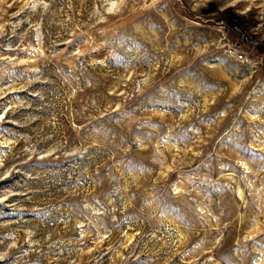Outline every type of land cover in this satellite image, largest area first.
Listing matches in <instances>:
<instances>
[{
  "label": "rangeland",
  "instance_id": "obj_1",
  "mask_svg": "<svg viewBox=\"0 0 264 264\" xmlns=\"http://www.w3.org/2000/svg\"><path fill=\"white\" fill-rule=\"evenodd\" d=\"M221 21L264 43V0H0V264H264V68Z\"/></svg>",
  "mask_w": 264,
  "mask_h": 264
},
{
  "label": "built area",
  "instance_id": "obj_2",
  "mask_svg": "<svg viewBox=\"0 0 264 264\" xmlns=\"http://www.w3.org/2000/svg\"><path fill=\"white\" fill-rule=\"evenodd\" d=\"M216 28L217 45L225 57L234 63L248 68H264V43L248 39L250 35L242 31V24L221 21ZM240 28V29H238ZM245 30V29H244ZM247 40V41H246Z\"/></svg>",
  "mask_w": 264,
  "mask_h": 264
},
{
  "label": "bare ground",
  "instance_id": "obj_3",
  "mask_svg": "<svg viewBox=\"0 0 264 264\" xmlns=\"http://www.w3.org/2000/svg\"><path fill=\"white\" fill-rule=\"evenodd\" d=\"M218 25H220V24H218ZM245 28V27H244ZM244 31H246L247 32V34H250V36L249 37H247L248 39H252V40H255V41H257L258 39H256V38H254L252 35H251V33H249V31H247V30H244ZM247 41V40H246Z\"/></svg>",
  "mask_w": 264,
  "mask_h": 264
}]
</instances>
